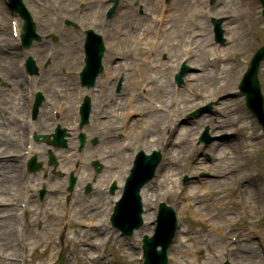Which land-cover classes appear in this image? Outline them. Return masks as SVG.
I'll use <instances>...</instances> for the list:
<instances>
[{"label":"rangeland","instance_id":"obj_1","mask_svg":"<svg viewBox=\"0 0 264 264\" xmlns=\"http://www.w3.org/2000/svg\"><path fill=\"white\" fill-rule=\"evenodd\" d=\"M46 0H40L39 6L43 9V2ZM77 0H75L76 3ZM246 4L250 5V13H251V31L247 32L244 26L243 18L244 15L240 9L242 0H236L237 2V10L240 13L239 23L234 19L233 13H234V6L232 4V0H215L213 3H210L209 0H186L184 2V5L186 6L185 11L186 16L183 20L177 22L176 27H178V30L176 29L177 37L179 38V42L181 45H184L185 43L188 44L190 40H192V36L196 34V38L194 37V42L192 41L190 43V46L188 48L194 51V54L197 55L195 60L192 58V60H189V64L192 61H196L195 63H198L199 69L191 68L189 73L185 76V84H188V86L191 88L193 85L191 83H187L186 80L189 76H197L199 75L201 79H198L195 81L194 85L196 88H198L199 92L202 95L195 94V95H189L186 90L182 87L180 90V101L179 103L173 104L171 101V92L169 91L168 94L165 95H150L149 98H153L154 100L158 102H162L165 106L169 107L172 110V118L173 122L170 125H177L179 121H188L183 122L184 124H181L185 127L192 128V131L188 132L187 139L185 142V148L188 151V148L190 147L191 141H195L196 148L194 150V156L200 159H203L206 161V164L208 165L207 169H193V166L190 168H186L184 172L178 173L179 168L178 165L180 161L185 160L187 162V158L185 156L179 155L178 157H173L172 152L170 148L167 146H162L161 140L158 141V147L162 146L165 149L164 152V162H168L165 168L162 170L163 173H166L168 171H171V169L174 167L176 171V175H173L170 177L169 180L164 179L163 182L160 183V180L162 177L161 170L157 169L156 176L153 179V183L150 184V189L147 190L150 200H152V203L155 202V200L159 199V201H163L168 203L173 209H175L182 217V224L181 229L184 231V237L185 239H189L190 241L186 242L189 246L190 252L184 251V253L180 254L177 251L174 253L173 246L169 248V253L179 255V261L177 264H221V261L223 260V251L227 252L226 255H229V261L230 264H264L262 263V257L264 256V220L262 219V215H264V143L261 141V135H260V128L259 126L257 128H252L254 131V134H250V130L246 127H242L240 130H235V124H234V118L238 116V119H242V116L247 118L246 121L250 119L247 111L244 107V101L242 95L238 91H234L235 84H233V87H231V76H233V83L237 79V72L242 69V61L245 60L246 57L251 56L254 51L264 46V18H262L259 8L260 5L258 3V0H244ZM134 12L138 10L139 7L142 9L148 6L145 5L140 0H133ZM1 4V3H0ZM32 10L34 8L29 3H26ZM66 5V3H65ZM210 8V11L208 13H212L214 16H217L216 14L220 11L223 16L220 18H223V23L225 25L224 28V37L225 42L223 46L230 45V50H236L242 53L241 59H240V65H235L232 62L230 64L234 65L233 73L225 75V72L223 71V67H226V64H229V61L222 63L219 60H215L212 62V58L215 57L212 46H208L209 50H207V47H204L206 45V36L209 40V32H208V25L206 30L201 29L203 24L205 25L207 22V17L205 14L207 13L206 9ZM199 10V13L201 17L199 18V21H195V23H192L191 19L192 14L197 12ZM46 11V9L44 10ZM4 12V11H3ZM1 14L0 12V34L2 33V29H4L7 32L8 37V26H7V17L8 13L4 12V14ZM137 13V12H136ZM207 13V14H208ZM34 14V13H33ZM50 14V12H49ZM49 14L47 18V22L49 23ZM206 14V15H207ZM97 13L94 12L91 17L88 18L89 22H92V20H95ZM103 17V15H102ZM101 17V19H102ZM73 19L72 16L70 20ZM198 20V18H197ZM36 26L38 28V31L40 34L46 33V28L44 27V24L46 20H36ZM118 20L114 17L111 20L105 19L103 17L102 24L95 27L96 31H103L105 34L107 44L111 46L112 53L115 54L119 53L121 54V57L119 56V64L123 66L124 61L131 62L132 65H130V69L132 72V67H135L134 59L138 57V59L142 58V54L144 56V49L142 51L139 50H131V47L136 46L135 43V37H127L125 39V42L123 44L117 43L118 38H123L124 34L123 30H120L124 27H120V29H116L115 26L118 24ZM51 26H54L51 23ZM91 26V25H90ZM55 28L51 29L53 32L52 34L55 36V40L53 41L51 38H47V40L44 42L43 45H40L41 51L37 54L44 59L45 52L48 48V46L56 47H63V42L67 41L72 42L73 46V40L71 34H70V28L66 27L64 29L60 28L58 24L54 26ZM113 30L115 34L114 41H111L107 37V30ZM232 29V30H231ZM137 30V27H136ZM192 33H188L191 32ZM228 31H231L233 34V42L229 41V37L231 36V33ZM183 33V41H181V36ZM171 35V34H170ZM241 35H245V37L241 38ZM240 37V38H237ZM11 40V39H10ZM80 40V39H79ZM188 41V42H187ZM170 40H166L165 44H161L159 46V53H158V61L161 60V48L164 46H168L170 48ZM213 43V42H212ZM6 45L4 43H0V53H4L2 49H4ZM144 47V41L143 45ZM201 48H203V51H200ZM35 46L29 49V51L32 53L31 55L36 56V52L34 51ZM199 49V51L197 50ZM64 50V51H63ZM60 52H55V49L53 50V54L49 61H47L46 65H42V61L38 62V64L41 66L40 69V77L41 81L39 82V86L44 89V92L47 93L50 92L53 96L54 91L62 90L66 84L67 80V72L70 70L68 67L70 65L65 64L63 65V62H65L64 59L69 60L72 56V51L69 52L66 51V49H63ZM207 50V52H206ZM119 51V52H117ZM171 51V48H170ZM198 53V54H197ZM202 53V54H201ZM234 53V52H232ZM123 55V56H122ZM137 55V56H136ZM230 53L227 55L229 57ZM136 56V57H135ZM173 56V55H172ZM169 56V59L172 61L175 59L174 56ZM126 58L123 59V58ZM122 58V59H120ZM178 58V57H177ZM205 59L209 60V62H206ZM56 61V63H52V61ZM124 60V61H123ZM204 62V65H201V63ZM52 63V64H51ZM139 67H142L144 71L147 74H156L158 75V71H151L148 69L147 65H143L139 62ZM166 67H168V63L165 62ZM12 66L15 67V57L12 58ZM127 68L129 65H124ZM112 67L111 69H113ZM55 69V73L49 70ZM222 69V70H221ZM215 70L217 73V83L214 85L212 82L213 79H209V72ZM46 74H54L57 76L58 81L49 82L44 79V76ZM258 77L261 83V88L264 92V62L261 66ZM141 79L139 78L138 81L135 82L134 86L132 85L130 88L132 91H135L137 93L138 90V84L141 82ZM148 80V79H147ZM167 80H168V74H167ZM228 82V83H227ZM229 86V89L227 93H223L222 97L225 99L233 100L235 101V105L231 106V108L223 107L222 105H219L218 103H212L211 108L209 112L204 113L205 118H211V120H221L223 119V127H218L219 133H226V131H229L225 127H229L231 123L232 126L230 128L231 131L234 132L232 137H227L224 142L226 143L225 147V157L222 158L219 153L212 152L209 149L202 150V144L198 143V130L202 129V123L203 125L208 126V132H212V129L210 128V124L206 121H203L202 119H198V116L191 117L190 114L192 110L195 108H198L200 106H203L207 104V102L213 100V98H216L218 95L217 92L213 91L215 86L217 84H225ZM10 84H7L6 82L1 81L0 82V91L1 96H4L6 100H10L13 96H19V93L17 92V89L9 88ZM187 86V85H185ZM129 88V89H130ZM21 97H22V91ZM152 96V97H151ZM146 103L149 105V108L151 111H154V106L151 102ZM170 103V105H168ZM0 106L2 109V112L5 111L11 114H14V104L8 103L7 105H4L1 101L0 97ZM218 108L221 110L219 111ZM48 112L50 111V106L47 108ZM216 113L215 116H209L210 113ZM237 112V113H233ZM240 114V115H239ZM24 117V115H22ZM162 117H165V115H162ZM138 118H142V123L144 119H149L148 116H138ZM206 119V120H207ZM138 120V119H137ZM190 121V122H189ZM192 121V122H191ZM193 121H197V124H194ZM215 121V124H216ZM206 122V123H205ZM230 123V124H228ZM256 124V123H255ZM216 127V126H215ZM225 128V129H224ZM9 125L6 123L2 125V134L7 133L9 130ZM136 130V129H135ZM135 130L133 131L132 128H130L129 133H136ZM99 134V133H98ZM6 135V134H5ZM112 135V132H103V136L107 137V141L104 144L97 145L98 147L104 146L105 149L111 150L113 153L114 159L108 160L111 163H119L121 166L122 164H127V159H121V157L115 153L118 146L120 145L121 140H117L114 136L112 138H109ZM255 135V136H254ZM229 136V135H227ZM257 136V137H256ZM125 138H131L132 141L135 140V137L126 135ZM226 137V136H224ZM112 140V141H111ZM139 140V139H138ZM167 140V139H166ZM169 139L167 140L166 144H168ZM23 143H24V133H23ZM133 143V142H132ZM132 143L129 145L131 147ZM75 144V141L72 143V145ZM165 144V145H166ZM1 145V144H0ZM96 146V147H97ZM108 146V148H107ZM217 147V146H215ZM23 148L22 145H18L15 147L14 150L20 151ZM90 150L88 151H94L95 148L92 146L89 147ZM175 149H180L178 146ZM39 150V149H38ZM64 150V149H62ZM6 151V150H5ZM4 151V152H5ZM45 158L44 161H42L43 168L44 165L47 164V152H43ZM97 153V152H96ZM106 153H100L98 152L96 155L98 157H103ZM206 154L209 156V158L206 157ZM258 154V156H255ZM107 155V154H106ZM239 155V156H238ZM85 164L89 163L90 159L86 156V153L84 154ZM216 156H220L219 160H215ZM238 156V159H236ZM104 158V157H103ZM109 158V156H107ZM102 159V158H101ZM174 164H172V163ZM68 164V161H64L63 165ZM171 164V166H170ZM247 166L249 169L247 170ZM41 169L42 172L44 169ZM52 169L47 170L48 177L43 176V174H33L30 173V175L27 176L29 183L35 182L38 187V190L41 189L43 186L48 190V186L50 184L49 178L51 177ZM38 171V172H40ZM110 172H116V170H110ZM215 172V173H213ZM61 174V173H59ZM184 174H187L190 177L188 180V184L182 183V177ZM212 174L217 175V179L220 180V182L215 183L214 185H211V188L206 190V184L204 182L206 180L213 179ZM61 175H58L60 177ZM45 181L44 183L41 182ZM87 180V179H85ZM106 180V178H102L100 182ZM20 180L16 182V189L17 193L20 194V186H19ZM46 183V184H45ZM82 183V182H80ZM99 183V182H97ZM96 183V184H97ZM100 184V183H99ZM190 185L192 186L190 188ZM173 187V188H172ZM149 188V187H148ZM172 188V189H171ZM189 189H191L189 191ZM63 186L58 191L61 193L63 192ZM210 192V194H208ZM238 192H241V195H238ZM37 192L33 194L32 201L28 203V212L25 215L26 218V227L24 230V235L22 238V243H20V240H18L19 244H16L15 236L12 238V243L10 247H0V258L1 261L7 263V264H18L15 262V259L18 258V253L24 252L26 253V259L25 264H46L47 261L52 260L55 258V252L56 248L54 243L49 242L52 234L48 233L49 231H53V229L61 228V224L63 223L62 218L56 220L54 217L51 216V218L46 220V214L51 213L54 206L53 202L48 203L52 200V196L55 194L46 193L44 196V200L40 201L37 197ZM191 194V196L189 195ZM60 195V194H59ZM60 195V196H61ZM193 195V196H192ZM83 196L84 201L86 205H88L87 208H90L91 200L92 198H88V196L81 195L80 192H78L75 197L78 199ZM1 197V196H0ZM74 197V199H75ZM242 198V202H244V205L247 207V209L243 208V204L240 203V198ZM82 198V197H81ZM101 200V196L99 197V201ZM44 201V202H43ZM53 201V200H52ZM240 201V202H239ZM38 202H41V204L38 206ZM47 203V204H46ZM188 203L191 207L189 208ZM80 201L72 208V213L70 215L71 218V224L68 228L65 229V231H70L73 237L75 238V241L72 244V241H69L65 234L62 235V243L64 246L65 251V258L62 262V264H102L101 261H89L86 254H84L83 250H86L88 246H83L82 244L84 241H89L91 239V235H89V230L87 228L82 229L81 226L84 223V218H86V211H83L84 209L81 208ZM6 204L3 205V210H0V214L6 216L7 210H5ZM146 211L145 220L147 218H152L155 216L154 212L152 210L150 211L148 206ZM194 207V209L192 208ZM7 208V207H6ZM35 208L34 214L31 213L30 209ZM58 210H61L60 204H57ZM197 208H199L198 212H196ZM12 212L16 210L15 206H12L11 208ZM42 211H45L43 214ZM88 212V211H87ZM14 213V212H13ZM188 213H191L190 215ZM215 214V217H213L211 220L203 222L201 218L204 216H209ZM237 218L236 223L234 225L227 224V221L225 218ZM36 218H40L41 221L35 220ZM56 221H54V220ZM218 221V224L217 222ZM16 227V224L13 223L10 226L11 232H14ZM152 225H145L143 228H140L137 231H134L133 235L130 236L127 239H123L122 237H119L116 234L110 235L109 240L104 245V239L99 241L98 245H94V241H92V247H90L89 255L94 256L96 255L98 249L102 246L104 251L108 252L109 255L107 257H110L112 261H114L113 264H116L115 261L119 262L120 264H139L137 261H135V254L136 250L129 246V243L131 241H134L137 245L138 242H140L142 234L148 233L150 234L152 229ZM219 230L218 233L215 232V229ZM223 229L225 231H230V234L226 236L223 233ZM230 236H236L237 241H239L236 244H232L229 242L228 238ZM6 238V232L2 231L0 233V239ZM130 241V242H129ZM65 244V245H64ZM18 245V247H17ZM24 246L25 249H22ZM96 246V248H94ZM182 247V245H181ZM185 247H182L180 249H183ZM131 249L133 251H131ZM18 250V253H17ZM185 250V249H183ZM210 253L208 256L207 253ZM186 253V254H185ZM262 255V256H261ZM172 259V255H168V264H170Z\"/></svg>","mask_w":264,"mask_h":264},{"label":"bare ground","instance_id":"obj_2","mask_svg":"<svg viewBox=\"0 0 264 264\" xmlns=\"http://www.w3.org/2000/svg\"><path fill=\"white\" fill-rule=\"evenodd\" d=\"M26 1L32 4V6L34 7V10H35L37 15L47 17L46 16L47 12L41 10L39 8V6H38L39 0H26ZM123 1H125V0H123ZM144 1L148 2V3L151 2V9L159 4V0H144ZM88 4H89L88 7L82 11V13L84 12L86 14L84 19L87 20L90 17V15H92L94 12H97V15L100 17V14L104 10V7L102 6V4H100L98 0H89ZM232 4L234 6L233 17L237 21V23H239L240 13L238 12V10L236 8V6H237L236 0H232ZM2 7L3 6H0V12H2L4 10ZM69 7L70 8H65V7L61 6V9L69 10L71 8H75V6L72 3H71V5ZM125 7L121 6V9H118V11L115 12V14L117 16V19H118V21L120 23V26L117 29H120V27H124L125 29L123 31V34H124L125 37H129L131 35H135V37L137 38L139 34H135L130 29H131L132 25L135 22H142V23L146 24L147 23V13L145 12L143 15L139 16V15L133 14L132 11H130L129 9L127 10ZM157 8H158V6H157ZM185 15L186 14H185L184 0H176L175 3H174V6L170 7L169 13L165 14L166 21H167V23L169 25L168 26H165V25L162 26L163 32L161 34L167 35V34H169L171 32V37L173 39H176V37H177L176 31H175L176 24L180 20H183ZM222 15L223 14L221 12L217 14V16H222ZM200 17H201V15L198 12L196 14V18H198V21H199ZM81 18H82V14H81ZM152 26L153 25L150 24V27L148 28V31H147V35H150L151 33H153V27ZM202 27L204 29H206V24L205 25L203 24ZM222 27L224 28L225 26L222 25ZM239 28H240V23H239ZM229 32L231 33V31H229ZM107 33H108V37L111 40H114V35H115L114 32L112 30H109ZM147 35L143 34L142 38H145V37L147 38L148 37ZM232 35L230 36V39L233 42L234 39H233ZM242 37L244 38L245 35H241V38ZM237 38H240V37H237ZM118 41H119V43L120 42L123 43V42H125V39H124V37L123 38H119ZM42 42H44V41H42ZM206 42H208V44L206 43L205 46H211V42H209V40L207 38H206ZM0 43H5L6 44V47L8 49V55H9V56H6V55L0 53V70H1V72L3 74V78L5 79V81H9V83L11 82V80L15 81V85H17V88H21V85H22V82H23L21 80V75L16 69L12 68V66L10 64L12 56L15 53V50H17V48L10 41V39L7 36L6 31L3 30V29H2V33L0 34ZM228 49L229 48H225V49L222 50V52H228ZM202 50H203V48L201 49V51ZM217 51H219V50H217ZM219 52H221V51H219ZM171 53H172L173 56H177L179 54V43H178V41H174L171 44ZM191 57L193 58V54H190V56L187 59H189ZM110 63L112 64V60L110 61ZM162 70H163V75L161 76L162 77V82H159L158 77H156V76H148L150 84H151V86L148 87V89H147L148 92L155 91V89L157 90L159 86H160V90H159L160 93L166 92L167 88L169 87V84L167 83L166 79L164 80V77H165L164 72L167 69L165 67H162ZM232 70H233V66L232 65H228L225 68V73L226 74L232 73ZM209 74L210 75L207 76L208 80L209 79H213L214 81L212 82V84L215 85L217 83V73H216V71H212L211 70ZM126 76H127V81H129L128 84H130V82H134L135 77L133 75L129 74V75H126ZM54 79H56V78H54ZM198 79H201V77L195 76V77H191L190 78V80H194V81L198 80ZM71 82L72 81H68V89H67V95H66V97L67 96L68 97H67V101L65 100V103H67V105L64 106L63 103L60 102V105H61V108H62L61 118L66 121L68 126H71V124H72V116H73V108H71L73 100H72V98H70L72 96L71 95V91L73 89L71 87ZM157 84H158V86H157ZM228 89H229L228 85L217 84L215 86V88H214V91L219 92V94H221V93L227 92ZM105 95H107L109 98H111V100L115 101L116 105H118V106L122 105L120 93H119V95H116L114 93L113 94L106 93ZM15 103L18 106V109H19L20 112H23V111L25 112L24 105L22 104V100L20 98H15ZM218 104H220V105H222L223 107H226V108H231V106L235 105V101L229 100V99L228 100L227 99H219L218 100ZM134 108H135V111H136V109H139V104L137 103L134 106ZM129 111H130V113L133 112V110L132 111L129 110ZM234 113H237V112H234ZM152 116L156 117V118L158 117L154 113H152ZM4 121H8L6 115L3 116V115L0 114V131H1L2 123ZM14 121H15V123H13ZM13 122H12L13 126L11 127L10 135L5 136V134H3V139L0 140L1 144H5V145H7L8 147H11V148H13L15 146L16 141H17V139L19 137V134H20V132L22 131V128H23L22 121L19 118H17V117H16V119L13 118ZM225 122L226 121H224V123ZM52 124H54V122L52 123L50 117L48 116V113L45 112L41 116L39 115L38 121L35 122V127L39 128L40 131H48V132H50V131H52V129H51ZM228 124H230V123H228ZM232 124L233 123L230 124V128H231ZM210 126L213 128L212 124H210ZM168 128H169L168 134H170V135H173L174 133L176 134V130L178 128V133L176 134L175 138L181 144L184 141V139L186 138L187 133L192 130L191 128H189V129L185 128L183 125H181L180 127H177V126L171 127V126H169ZM235 128H236V126H235ZM149 134L155 136L154 139L152 140L153 145H155V142L160 137V135H158V132H157L156 129L151 130V132ZM212 134H214V132H212ZM215 135L219 136V137L215 138L216 141L215 142H210V143L207 142L205 144L204 148L209 149L212 152L219 153L220 156L223 159L224 158L228 159V157H225V153H226L225 152V147H226L225 144L226 143L224 142V140H226V139H224V137L218 131L215 133ZM215 146H217V147H215ZM170 150H172V152L175 153L177 156L179 154H181V153H185V148L184 147H181L180 151H177L174 148H170ZM60 152L62 153L61 157L66 158V159L69 160L70 156L68 155V152L66 150L65 151H60ZM60 152H59V154H60ZM238 156H237L236 159H238ZM187 159H188L189 164H186L185 168H188V167L192 166L195 161H198V165H193V169H197V167H200V168H206L207 167V165L205 164L204 161H202L201 159L199 160V158L193 157V152H189L188 153ZM18 161H19V158H10V159L4 160L3 164H2V167L0 168L1 169L0 170V196H1L0 197V208H3L4 204H6V206H10V207L7 208V209H9V212H8V214L6 216L0 215V233L2 231L6 232V238L5 239H0V247L1 248L7 247V246L10 247L11 243H12V238L14 236V232H11L10 226L14 223L15 218H14V215L10 212V208L12 207V205H15V202H16V199H17L16 182L18 180V165H17ZM163 164H164L163 167L167 165V163H163ZM161 168H162V165H161L160 169ZM170 172L174 173V175H175L176 172H175L174 167L171 169V171L166 173V176L163 175L165 177V179H168V177L171 176V175H169V174H172ZM103 174H104V172H103ZM61 181H62V179H61ZM217 182H220V180H218L216 178L211 179V180H206L204 182V184H206V190L210 189L211 185H214ZM190 187H192V186H190ZM58 198L59 197L55 195V201H57ZM99 209H100V207L96 206L95 211L92 214H90V216L93 217V216L96 215L97 212L99 213ZM207 218H209V220H211L213 218V215H210V217L209 216H203V220H206ZM216 222L218 224V221H216ZM218 231L219 230L216 231V229H215L216 233ZM92 235L94 237H97L98 233L94 232V233H92ZM83 252H84V254H86V256L88 258H90V255L88 254V250H83ZM187 252H189L188 249H187Z\"/></svg>","mask_w":264,"mask_h":264}]
</instances>
